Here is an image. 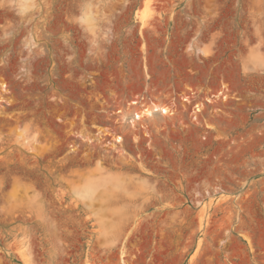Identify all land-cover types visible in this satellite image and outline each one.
I'll list each match as a JSON object with an SVG mask.
<instances>
[{"label": "rangeland", "instance_id": "obj_1", "mask_svg": "<svg viewBox=\"0 0 264 264\" xmlns=\"http://www.w3.org/2000/svg\"><path fill=\"white\" fill-rule=\"evenodd\" d=\"M0 264H264V0H0Z\"/></svg>", "mask_w": 264, "mask_h": 264}, {"label": "bare ground", "instance_id": "obj_2", "mask_svg": "<svg viewBox=\"0 0 264 264\" xmlns=\"http://www.w3.org/2000/svg\"><path fill=\"white\" fill-rule=\"evenodd\" d=\"M144 23V21L142 22ZM146 23V22H145ZM199 106V105H198ZM173 109V108H172ZM171 108H169V106H166L164 104L161 103H154L152 105L146 106L143 109H140L139 111H134L133 112V119L130 120L131 124L135 127L136 123L135 121L139 122L140 119L142 118H146L149 116H154L156 113L162 112V113H169L171 112L172 114L175 113L172 111ZM201 110V108L199 109ZM197 111V110H196ZM139 124V123H138ZM123 137L118 135L115 137V142L116 143H120L122 141ZM96 187V186H95ZM94 189V185L93 184H88L87 186H85L80 192L83 196H90L93 192Z\"/></svg>", "mask_w": 264, "mask_h": 264}, {"label": "built area", "instance_id": "obj_3", "mask_svg": "<svg viewBox=\"0 0 264 264\" xmlns=\"http://www.w3.org/2000/svg\"><path fill=\"white\" fill-rule=\"evenodd\" d=\"M132 105H134V107L135 106H137V107H139V108H144V107H146V101H145V97L144 96H137L136 98H134L133 100H132ZM142 119H140V121H141ZM142 125H144V124H142Z\"/></svg>", "mask_w": 264, "mask_h": 264}]
</instances>
